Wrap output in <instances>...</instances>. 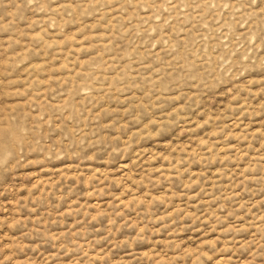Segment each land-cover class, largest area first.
Masks as SVG:
<instances>
[{
    "label": "rangeland",
    "instance_id": "374dc122",
    "mask_svg": "<svg viewBox=\"0 0 264 264\" xmlns=\"http://www.w3.org/2000/svg\"><path fill=\"white\" fill-rule=\"evenodd\" d=\"M0 264H264V0H0Z\"/></svg>",
    "mask_w": 264,
    "mask_h": 264
}]
</instances>
